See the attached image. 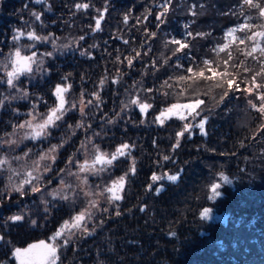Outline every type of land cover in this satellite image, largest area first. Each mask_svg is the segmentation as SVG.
Instances as JSON below:
<instances>
[{
	"label": "trees",
	"instance_id": "trees-1",
	"mask_svg": "<svg viewBox=\"0 0 264 264\" xmlns=\"http://www.w3.org/2000/svg\"><path fill=\"white\" fill-rule=\"evenodd\" d=\"M246 24L252 27L239 30ZM262 26L264 17L244 0H0V152L15 155L11 172L0 168V264H18L15 248L53 243L65 221L86 210L82 191H105L120 177V200L101 196L90 220L57 238L56 264H264V86L252 80L264 57L259 49L247 55L264 38L246 39ZM173 40L187 47L176 52ZM16 49L36 55L10 86ZM255 83L264 85V74ZM57 85L67 88L62 118L35 136L26 122L41 123L59 105ZM197 99L204 103L196 112H168ZM141 104L151 107L141 111ZM19 130V144L5 146ZM101 153L117 158L101 167ZM213 183L220 195L209 199ZM13 215L24 219L8 220Z\"/></svg>",
	"mask_w": 264,
	"mask_h": 264
},
{
	"label": "snow or ice",
	"instance_id": "snow-or-ice-1",
	"mask_svg": "<svg viewBox=\"0 0 264 264\" xmlns=\"http://www.w3.org/2000/svg\"><path fill=\"white\" fill-rule=\"evenodd\" d=\"M170 2V0H169ZM244 3L250 7H254L257 8L259 10V16L260 17H264V7H261L259 4L254 3L253 0H244ZM77 8H87L88 5L87 4H83V5H76ZM168 11V7H164V12L161 13V16L166 13ZM195 14V13H194ZM36 15V19L39 20L40 16L38 14H34ZM157 19H160V16L157 17ZM125 20H127V17H125ZM100 26V21L97 20L96 21V28H99ZM252 27L251 24H246V25H242L241 28L239 30H244V29H250ZM264 27V26H262ZM189 35H192V33H188ZM20 35H23V33L18 34L17 36L14 37V40H18ZM28 38L32 39V40H40V39H47V37H39L37 36L35 33L33 32H29L28 34ZM151 35H155V33H152ZM200 35V34H198ZM229 36H232V31H230L228 33ZM260 37V38H264V31H257L252 33V35L250 36H246V39L248 40H254L255 38ZM235 40V38H233ZM241 44H244L245 40L244 39H240L239 41ZM172 43L178 44L179 47L175 50L176 52H179L181 49L187 47L186 44L181 43L179 40H173ZM228 45L225 44L223 47H221L219 49V51L223 52L225 48H227ZM257 49H259L260 55L262 57H264V47H260L259 43L257 42L255 44V46L252 48L251 52H248L247 55L248 56H252L253 52H256ZM35 53H33L31 56H22L21 55V51L20 49H16L15 53H14V59L12 60V69L11 71H9L7 73L8 75V80L7 83L10 86H14L13 84V80L14 78H18V76L20 74H22L25 71L30 72L31 69V62H34L33 58L35 57ZM47 55H51V53H47ZM137 56H139V53H137ZM255 59V57H253ZM232 56L231 53H229L228 55V60H231ZM228 60H225V64L228 63ZM205 64H209V61H204ZM128 64L131 65L132 64V60L129 59L128 60ZM211 70V69H210ZM189 72H192V69L189 68L188 69ZM245 71H248V69L246 68ZM261 74H264V61L261 62V68L259 71L255 72V74L252 77L253 80V84L254 87H256L257 89L261 88L262 84H258L255 83L256 77L260 76ZM196 75L199 76H203L204 73L203 71L196 73ZM213 75H217L216 72H213ZM221 75L227 77L229 75V73L227 72V70H225L224 73H221ZM181 80L186 79L184 76L180 77ZM207 79H211V77H208ZM227 83L228 88H232L233 87V83L231 80H226L225 81ZM101 83H103V81H101ZM215 87H224L223 83H218L215 85ZM237 88L239 87V85L236 86ZM67 88H62L60 85L56 86L55 89V94L59 99V105L53 109H51L50 113L47 115V117L39 124L37 125H33L31 121L26 122L28 127H32L35 129V136H40L42 134V132L51 124L54 123L55 120H59L62 118V109L64 107L65 104V100H64V96L62 95L63 92H66ZM224 95H227V92L224 93ZM221 99H223V96L221 97ZM258 99L261 101L260 106L258 108V111L261 113H264V93H260L258 94ZM88 103H92V101H89ZM132 103H137V101H132ZM204 101L203 100H195L194 102L191 103H187V104H173L169 109L168 112L171 114L173 112V110L175 109H181V108H186V109H190L191 112H196V109L203 104ZM249 103L251 104V106L253 108H256V104H253L252 101H249ZM81 104L83 105V101H81ZM86 106V105H85ZM73 107H75V105H73ZM141 111H144L145 109L151 107V105L149 104H141ZM84 107L82 106L80 108L81 113H83ZM57 113H60V115H58ZM191 114V113H190ZM161 115H164V113H161ZM197 115H199V113H197ZM33 119H35V117H33ZM157 119H160L159 117H157ZM180 119H185L184 116H180ZM161 123H163V121H161ZM21 128L25 127L24 124L20 125ZM199 127L201 129H203L204 127V123L203 121H201ZM190 128V125L185 124L184 125V130L187 131ZM178 136H182L183 132L177 133ZM129 147V145L124 144L121 147L117 148L116 152L120 155H124L123 149H127ZM117 158L116 154H112L111 158L109 159L107 157V154H98L95 157V162L98 163H106V164H111L113 160H115ZM43 159V157H42ZM165 159H168V157H165ZM7 163L6 160H0V165H3ZM82 171H87L88 169L86 168H82ZM134 171V168L132 169ZM31 173H28V176H31ZM222 178H224L225 180L227 179L226 177H223V174H221ZM124 177H120L117 181L113 182V186L106 188L105 191L111 193V196L108 197V201L111 203L112 201H116V200H120L121 196L117 194L116 189L117 187L119 188H123V184H124ZM153 179H157V177L153 176ZM169 180L171 181H175L178 179L177 176L175 175H171L168 177ZM24 184H29L31 183L30 180H25L23 182ZM220 188V184L217 183H213L211 185V191H212V196L208 197L209 199H215V197L220 195V192L218 191V189ZM15 191L19 192L21 195H25L26 192L23 190L22 186L19 187H15ZM32 192H39L40 189L38 187L33 186L31 189ZM90 195V193H89ZM64 199H67V197H64ZM92 207H97V204L95 202H92ZM143 210V209H141ZM104 211H107V209H104ZM86 212H81L78 215H76L73 218V223L71 225H69L68 221H65L64 225L62 226V228L60 230H58L57 232L54 233V235L50 238L53 243H46L45 241L41 240L38 243H33V244H29L28 247L26 248H15L13 251V256L15 257V260L18 261V264H56L57 260H58V256H57V248L59 247L58 244L55 243V241L57 240V238H60L62 236V233L64 232L65 229H70V228H76V229H80L81 228V222L85 220L86 218ZM210 209L205 208L204 212L201 214L202 218H207L209 215ZM117 216L120 215L119 212L116 213ZM89 218H90V214H89ZM24 217L22 215H13L8 217V220H11L13 222H18L23 220ZM36 221H32V224L35 225ZM101 223H103V221H101ZM83 231L85 233L88 232L87 227L83 228ZM4 237L0 236V240H3ZM70 235L68 238L64 239V244H68L70 243Z\"/></svg>",
	"mask_w": 264,
	"mask_h": 264
},
{
	"label": "rangeland",
	"instance_id": "rangeland-1",
	"mask_svg": "<svg viewBox=\"0 0 264 264\" xmlns=\"http://www.w3.org/2000/svg\"><path fill=\"white\" fill-rule=\"evenodd\" d=\"M17 133H20V130L19 131H15V133H13V137H11L10 139H8V142L7 143H5L4 145L5 146H10V145H13V143L14 144H16V145H18L19 144V141L21 140V137L20 136H14V135H17ZM20 135H21V133H20ZM10 156V153L9 152H7L6 153V155L4 154V153H2V152H0V160H6L7 161V163H5V164H3V165H0V168H2V169H4V170H7V171H9V172H11V165H14L15 164V161L13 162V164H12V159L13 160H15L14 159V156L11 158V157H9ZM46 158H48V160H50V159H54L55 158V156H54V150L53 149H51L49 152H48V156L46 157ZM42 160V159H41ZM43 161V160H42ZM45 162V161H44ZM39 164L40 163H37V166H36V168L39 166ZM103 165H104V163H102L101 164V167H103ZM42 166V165H41ZM40 166V167H41ZM31 171H33V170H35V169H32V168H29ZM29 169H27V171L29 170ZM24 171H26V166H25V164H24ZM81 181L82 180H85V179H80ZM83 182V181H82ZM85 182V181H84ZM61 185H62V187H64L65 186V184H64V182H62L61 183ZM93 188H95V187H93ZM104 192L105 191H101L100 192V190H93L91 187H88V189H86V190H84V192L82 191V193H81V195L83 194L84 195V197L86 198V203L88 202V206H87V208H86V210H87V212H86V218H85V220L84 221H88V220H90L91 219V217L94 215V213H95V211L97 210V208H98V203H100V199H101V196H102V198H104V199H107L108 200V196H105V197H103V195H104ZM86 195H85V194ZM89 193H90V195H89ZM62 196V195H61ZM98 199V200H97ZM92 202H95L96 204H97V207H92ZM85 210V211H86ZM84 211V212H85ZM89 214H90V218H89ZM83 222V221H82ZM81 222V223H82Z\"/></svg>",
	"mask_w": 264,
	"mask_h": 264
}]
</instances>
